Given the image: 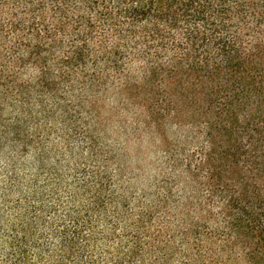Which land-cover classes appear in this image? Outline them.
Returning a JSON list of instances; mask_svg holds the SVG:
<instances>
[{"label": "trees", "instance_id": "trees-1", "mask_svg": "<svg viewBox=\"0 0 264 264\" xmlns=\"http://www.w3.org/2000/svg\"><path fill=\"white\" fill-rule=\"evenodd\" d=\"M116 115L158 140L138 195ZM4 148L0 264H264V0H0Z\"/></svg>", "mask_w": 264, "mask_h": 264}, {"label": "rangeland", "instance_id": "rangeland-1", "mask_svg": "<svg viewBox=\"0 0 264 264\" xmlns=\"http://www.w3.org/2000/svg\"><path fill=\"white\" fill-rule=\"evenodd\" d=\"M110 106V105H109ZM131 116L116 115L104 133L106 145L115 154L123 175L131 179L130 190L138 195L156 177L158 140L147 133H133ZM184 132L168 128L164 133L168 142L183 141ZM105 143V142H104ZM182 144V143H181ZM12 197V196H11ZM13 200V198H12ZM9 227V148L0 152V231Z\"/></svg>", "mask_w": 264, "mask_h": 264}]
</instances>
